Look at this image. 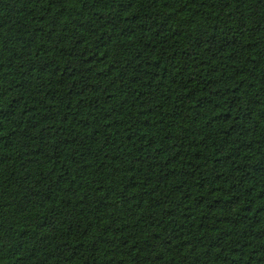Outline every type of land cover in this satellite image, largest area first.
Returning <instances> with one entry per match:
<instances>
[{
	"label": "trees",
	"instance_id": "1",
	"mask_svg": "<svg viewBox=\"0 0 264 264\" xmlns=\"http://www.w3.org/2000/svg\"><path fill=\"white\" fill-rule=\"evenodd\" d=\"M0 264H264V0H0Z\"/></svg>",
	"mask_w": 264,
	"mask_h": 264
}]
</instances>
